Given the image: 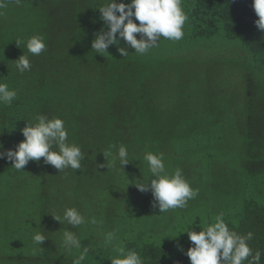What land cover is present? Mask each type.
Wrapping results in <instances>:
<instances>
[{
  "label": "trees",
  "instance_id": "1",
  "mask_svg": "<svg viewBox=\"0 0 264 264\" xmlns=\"http://www.w3.org/2000/svg\"><path fill=\"white\" fill-rule=\"evenodd\" d=\"M104 2L23 0L20 6L10 3L0 15V78L18 92L11 106L0 105V142L4 149H13L24 140L21 130L26 123L43 114L50 119H64L69 142L80 145L86 157L82 170L69 168L61 173L45 165L44 158L39 163L30 161L21 172L12 168L10 161L0 159V206L6 208L4 212L12 210L13 202L30 211V215L37 207L41 220L38 225L46 227L41 232L49 233L58 221L48 216L55 210L62 215L57 209L69 198H73L84 213L100 210L108 205L104 198L97 196L105 185L113 188L122 178L131 183L129 180L133 177L134 181H150L143 159L146 152L158 153L162 147H169L168 137L173 136L182 143L198 139L197 150L203 148L206 152L208 132L214 135L217 129L243 139L242 143L234 142V149L241 154L240 161L253 178L256 192L264 198V83L256 86L251 74L245 71V67L252 66L257 81H261L258 76L264 74V30H258L255 24L259 17L252 6L253 0H183L188 16L184 37L179 41L161 37L158 46L143 56L129 48L126 58L115 45L109 47L110 54L106 56L92 50L95 34L104 28L101 13L95 7ZM123 2L130 3V0ZM38 33L45 34L47 50L39 56L30 55L31 70L20 74L14 61L23 55V50L27 53V39ZM17 38L24 40L23 49L17 46ZM213 41L219 51L224 42L230 44L232 50H248L252 61L240 60L237 56L224 57L220 53L209 60L211 67L193 76V65L208 60L175 57L178 51L188 52L189 47L199 48ZM120 46H124L123 40ZM228 63L233 64L231 68ZM187 65H191L190 70L184 69ZM234 67L241 76L234 75L236 82L227 74ZM221 74L223 77L219 76ZM240 80L244 86L237 87ZM231 87L234 88L230 90ZM240 92L247 94L245 109L242 103L238 109L231 103ZM176 123H180L177 128L173 126ZM203 141H206L204 145ZM110 144L127 146L133 160L128 174L122 169L108 171L107 167L100 166L106 163L101 151L107 150ZM216 144L212 142L209 146ZM129 183L117 185L126 186L117 201L121 205L133 201V207L114 210L119 205L117 202L108 211L113 212L112 216L121 224L119 215L137 211L135 205L141 206L140 212L144 207L152 208L149 201L144 202L149 198L148 191L141 192L134 183ZM130 186L131 191H135L133 194ZM12 211V218L20 213ZM236 218V223H228L230 229L240 234L253 233L249 246L253 255L257 251L261 253L259 264H264V201L259 204L251 197L245 200ZM197 219L199 217L185 228L167 221L160 224L155 222L156 218L147 219V224L135 219L138 228H131L134 233L118 236L126 247L135 248L141 254L144 264H191L186 252L192 243L187 233L181 232L190 230L192 225L193 230L199 232L204 226L198 227ZM23 224L35 223L27 218ZM108 228L114 230L113 225ZM27 229L22 238L24 243L30 244L33 233ZM90 229L87 234L82 228L77 230L82 245L90 248L84 264H111L107 257L115 253L104 246L102 234L108 230ZM43 244L46 245V240ZM41 248L44 249L38 246L35 252L45 264H72L74 255L79 254L75 250L68 253L63 245L52 243L46 252L55 254L62 250V253L42 256Z\"/></svg>",
  "mask_w": 264,
  "mask_h": 264
},
{
  "label": "clouds",
  "instance_id": "2",
  "mask_svg": "<svg viewBox=\"0 0 264 264\" xmlns=\"http://www.w3.org/2000/svg\"><path fill=\"white\" fill-rule=\"evenodd\" d=\"M10 3L17 6L22 5L23 0H0V15ZM253 8L259 17L255 21L258 30H264V0H253ZM104 22V28L95 34L91 47L96 54L106 56L110 54V46H118L119 54L126 58L129 56L128 49H134V53L143 56L150 49L158 46L160 38L164 37L171 41H179L184 37V25L188 19L183 7V0H130L125 3L123 0H105L97 7ZM136 21H139L137 24ZM139 34V38H137ZM124 41V46L121 45ZM18 47L24 45V40L17 38ZM27 53L23 50L15 62V67L20 74L31 70V56H39L47 50L46 36L38 33L27 39ZM23 49V48H22ZM0 78V105L11 106L18 97L16 89L10 88L9 84L2 82ZM24 140L13 149H4L0 142V159H6L12 164L17 172L24 171L30 161L40 162L41 158L45 165H51L59 171L65 169L82 170V161L86 158L81 146L69 142V129L66 121L60 117L49 118L47 115L38 114L34 121L27 122L21 130ZM115 150V151H114ZM106 163L100 165L107 167L108 171L117 168L124 170V166L132 162L128 148L124 144L117 146L110 144L107 150H102ZM147 162L150 173V181L140 182L139 179L131 181L141 192L151 191L153 200L151 206L158 209L160 214L188 207V202L196 198L199 190L192 187L183 169L176 167L169 171L166 166V158L163 152H146L143 156ZM56 221L62 225H70L63 228L62 244L66 251L74 255L72 264H84L88 258L90 248L82 245V238L77 230L82 225L103 224L95 216L87 217L77 206L65 207L63 214L55 211L50 213ZM198 227H200L198 225ZM200 231L185 230L192 247L186 255L191 264H259L261 253L257 251L253 255L249 241L253 239V233L240 234L230 229L224 218V213L214 217L213 223L206 224ZM103 234V244L115 255L107 257L111 264H144V259L135 248L126 247L118 236V230H108ZM168 237V236H165ZM47 237L43 232L37 231L33 234L32 240L35 245L42 246ZM182 249V246H181Z\"/></svg>",
  "mask_w": 264,
  "mask_h": 264
},
{
  "label": "rangeland",
  "instance_id": "3",
  "mask_svg": "<svg viewBox=\"0 0 264 264\" xmlns=\"http://www.w3.org/2000/svg\"><path fill=\"white\" fill-rule=\"evenodd\" d=\"M184 3L185 2H183V4ZM213 42L212 44H207L199 48L195 46L189 47L190 50H188V52L178 51L177 53H175V57L177 55H180L181 57L186 59L201 58L208 60V62L206 63L201 62L196 66L193 65V76H197L199 70L201 71L203 69L211 67L212 64L209 60L211 58L219 56L220 53H222L224 57L228 56L232 58L233 56H237V58L240 60L245 59V61L247 62L252 61V55L246 49L234 48V50H232V46L224 42L222 43L223 48H220L221 51H219V47H217L216 41ZM228 65L229 68H231L233 64L228 63ZM187 66L188 67L183 66L184 69L186 70L187 68L190 70L191 65ZM245 71L251 74V77L253 78L252 81H254L256 86L264 83V74L258 76L259 80L261 81H257V78L254 79V71L252 66L250 67V65H248V67H245ZM237 72L238 68L234 67L231 72L227 73L228 75L233 76L232 78H230L233 82L237 81L236 79H233L235 78L234 75L237 74L239 77H241ZM219 76L223 77V74ZM242 82L243 81L240 80L237 87L244 86L241 84ZM233 88L234 87H231L230 90H232ZM200 95L202 96L203 94ZM246 95L247 94H245V92H240L236 96V98L231 101V103L233 104V108L235 107L238 109L239 103H242L244 105V103L246 102ZM167 104H169V102ZM243 108L245 109V105L243 106ZM179 124L180 123H176L173 126L177 128ZM223 136H227L228 138ZM197 140L198 139H193L189 143H182L178 139H176L175 136H173L172 138L168 137V141L166 144L169 147H162L160 149V152H163L165 154V162L168 170L171 172L176 167L183 169V173L185 177L191 181L192 187L199 190L198 196L188 202L187 208H177L175 210H170L167 213L160 214L158 209H154L151 206L153 196L151 191H148L149 198L144 202L149 201L148 204L152 208L150 210H147V208L144 207L143 211L140 212L139 207L141 206L136 207L135 205L134 208H137V211L124 212L119 215V219L122 222L121 224L118 221L117 217L112 216L113 212L108 211L109 208H113L115 203L118 202L117 200H119L121 191L126 187L125 185L121 187L117 185L129 183L125 178H122L121 180H117L116 186L113 188H110L109 184L105 185L106 187H103L97 195L100 198H104L106 200L105 203H108V205H105L100 210L96 211L93 209L92 211H90V213L88 211L85 213L87 217L95 216L98 221L102 220L103 224L101 225L98 223L97 225H82V230L85 231L86 234L91 231L90 228H95L96 231L103 228L106 231L110 230V228L108 227L113 225L114 230H118L120 228V231L118 230V235H123V233L130 234V232H132L133 234L134 231H132L131 228L133 226H135V228H138L136 226L137 222H135V219L147 224V221L151 218H156L155 222H158L160 224H165L167 221L171 225L178 224L185 228L190 221L199 217V219H197L199 224H197L205 226L208 223H213L214 217L221 212L224 213V218L230 219L226 221V223L230 224L232 222H237L236 215L242 211L243 207L245 206V200L251 197L259 204H262L264 198L262 195H259L258 192H256L257 188L255 189V186L252 185L254 184L252 183L253 178L250 177L244 170L242 161H240L241 154L237 153L233 146L234 142H236V144L242 143L243 139H241L240 136L236 137L233 135V133L228 135L226 131H221V129H217L216 133L214 135H211V132L209 130L207 142L203 141V145L205 142L207 144L206 152H204L205 150L203 148L200 149V151L197 150ZM212 142L217 144L215 147L212 146V148H210L209 145ZM130 165L131 164L129 163L124 166V174L129 173ZM145 167L147 169V172L149 173L147 162H145ZM116 169L118 171L120 168ZM246 179L248 184L246 183ZM131 181H134V177L131 179ZM131 189L132 187L130 188V191ZM134 192L131 191L132 194ZM67 201L68 202H66L64 206L57 209L58 211L62 212V214L65 207L77 206L75 205V201L73 198H69ZM117 204H119V202ZM123 204L124 205H116L114 210L133 207L134 202L127 201ZM10 208L12 210H17L20 213L19 215L15 216V218H12L13 211L11 210L5 213L4 211L6 210V208L0 206V264H34V262L36 264H45L43 260H39L40 257L35 252V249L39 245H35L33 242L30 244H26L23 242L22 238L23 234H26V228H28L27 231H30L33 234L37 231L41 232L42 230L46 229V227L42 228L38 225L39 221L41 220L40 214L37 211V207L31 213V215L30 211L22 209L21 206L16 204L15 202L10 204ZM81 211L83 212L84 210ZM89 214L93 215L89 216ZM48 217H50L55 222V219L51 214ZM27 218H29L31 222L35 223V226L24 225L23 222H26ZM177 219L180 220L178 221ZM88 226L90 230H88ZM66 227H68L69 230L75 231V229H72L70 225H62L58 221L57 224H54L49 233H43L47 237V239L46 245L42 244V247H44V249L41 248L40 250L42 251V256H47L49 254L59 255L62 253V250H58L56 252L54 251V254L52 252H49L48 250V252H46V249L50 248L52 246V243L58 245L59 247L63 245L62 231L63 228ZM83 231L81 233H83ZM52 239H54L55 242L52 241ZM57 241H59L58 244H56ZM22 246H26V249L23 250ZM72 253H74V250Z\"/></svg>",
  "mask_w": 264,
  "mask_h": 264
}]
</instances>
